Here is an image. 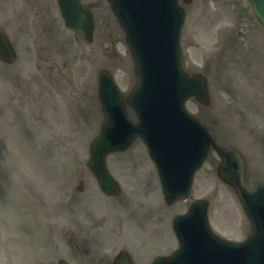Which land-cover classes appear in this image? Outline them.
<instances>
[{
  "label": "rangeland",
  "instance_id": "1",
  "mask_svg": "<svg viewBox=\"0 0 264 264\" xmlns=\"http://www.w3.org/2000/svg\"><path fill=\"white\" fill-rule=\"evenodd\" d=\"M85 1L101 4L100 9H96L97 33L93 45L85 44L74 34L63 29L55 7L53 31L49 38L41 37L54 39L57 34L61 39L67 40L72 68L70 76L77 79L81 76L90 77L81 105L84 125L81 122H74L75 125L71 123L70 133L68 132L66 138H61L64 133L61 126L51 124L52 126L47 127L38 124L37 121L41 117L35 116L36 102L31 98L32 76L23 77L31 58L37 53L36 47H32L37 38V31L20 25L11 29L13 40L20 48V60L13 67L12 72L17 70L18 80L10 82L4 108L6 140L2 138L4 123L0 106V161L5 170L0 174L7 173L9 178H2L9 185L0 187V264H38L39 258L42 259L41 264H55L56 258L61 255L59 252L71 258L77 247L82 249L80 241L84 239L75 238L68 231L81 232L85 230L86 225L94 223L101 226L102 219L106 220L107 226L112 227L114 231H106L107 234L98 231V240L102 247L112 246L111 253L114 249L130 246L135 240L141 239L142 234L145 236L148 232L163 231L168 234L169 231L170 234L163 222L164 219L169 221V217L159 215L161 219L151 216L146 219L147 209L141 205L144 201L140 199L141 192L137 190L142 184L139 182L141 172L145 177L149 174L153 180L150 184L149 178L143 190L144 198L145 192L148 195L145 199L148 209L157 211L160 208L158 202L161 200L142 142L137 141L128 152L114 154L109 160L111 169L122 184L123 192L116 199H107L99 192L92 174L85 166L89 159V141L98 134L103 119L97 98L99 70H111L124 93H128L135 82L133 62L125 45L124 34L105 1ZM211 5L213 15L209 11ZM218 8L225 12L224 18H218ZM186 10L183 50L187 69L205 66L209 60L206 52L213 41L217 50L218 46L221 48L218 55L222 52L225 55L223 59L219 57V61L217 62V58L212 64L209 77L213 84L214 104H219L214 108V112L213 107L210 111L216 119L217 113L225 110L228 120L226 126L223 127L218 121L215 124L209 108H202L196 102H191L189 108L213 125L217 134L224 137L221 139L223 143L241 148L249 161L251 184L264 181V170L260 167V164L264 166V139L257 138L260 136L257 128L262 130L259 126L261 122L258 121L264 119V105L256 107L262 119L254 109L258 103H264L259 101V98L264 97V33L252 18L246 0H194ZM227 27L228 41L225 42L227 44L224 49V37H216V34ZM55 45L48 48L45 41H42L41 46H46L43 53L62 55L60 45ZM56 51H59V54H56ZM95 54H98L97 58ZM76 58L80 60L77 64ZM229 84L232 85V91L228 88ZM41 86L46 87L49 95L52 94L51 88L45 82ZM1 87L0 83V89ZM241 92H247L246 101L239 105V102L244 101L240 97ZM43 93H46V90ZM233 93L235 97L232 96ZM231 100H236V104L229 103ZM49 104H53L52 98H49ZM243 108L246 109V115ZM228 123L234 130L233 134L228 128ZM33 128H38L43 136L38 139L32 137ZM249 128L253 130L246 133ZM51 131L54 132L52 138ZM2 146L5 147V152ZM13 150L16 151L13 153ZM215 164L216 158L211 154L203 171L196 178L191 196L194 199L203 194L209 195L213 199L214 210L220 208L222 203L235 204L236 200L232 192L217 179ZM79 184L84 187L82 191L76 189ZM99 194L104 199L100 198ZM111 204H114L112 211L109 210ZM38 205L42 212L36 214ZM186 207V202L178 203L175 209L170 211V215L183 212ZM45 210L47 213H44ZM21 214L24 215L20 216ZM245 225L248 229L246 220ZM45 230H51L48 239L44 238ZM151 246V242L145 245L147 249Z\"/></svg>",
  "mask_w": 264,
  "mask_h": 264
},
{
  "label": "water",
  "instance_id": "2",
  "mask_svg": "<svg viewBox=\"0 0 264 264\" xmlns=\"http://www.w3.org/2000/svg\"><path fill=\"white\" fill-rule=\"evenodd\" d=\"M148 1H149V7L143 13L135 10V14H133V16L130 15V13H132L130 11V9L132 8V5H133V2H131V8H129V13L127 14V20H126L125 17L122 18V15H125V14L122 12L120 0H117V1L115 0V6L117 5V8H115V12H116V14L118 13L121 21L125 23L124 27L126 28V30L128 32L129 42L131 43V45L136 50H137L138 46H137L134 39H135V35H137L139 29L134 27L131 24V22H133V20H136V21H139L141 23V20L143 18H145V14L150 16V14L154 11L153 10V4H155L156 2L159 3V7L157 8L158 9V17L157 18H159V13L162 11V8H163L162 7L163 4L161 3V0H148ZM141 2H142V0H137V4L140 3L139 8H141ZM175 3H178L177 0H170V5H171L172 9L174 7V11L177 12V10L175 8ZM137 4H135V5L137 6ZM258 5H259L258 10L260 12L259 17H260L261 22L264 25L263 0H258ZM146 6H147V0H146ZM156 12H154V13H156ZM78 14H79V11H78ZM78 14H76V19H78ZM149 16H146V17H148V19H147L148 21H149ZM129 19H131V22H129ZM174 21H176V16H174ZM156 24H157V19H156ZM173 24H175V23H173ZM156 28L157 29L160 28L159 30H161L163 28V26L160 25V22H158ZM133 36H134V38H133ZM7 52H8L7 49L4 48L3 42L1 41V35H0V56L4 57ZM110 78L111 77L107 76V79L105 78L104 81H105V88L109 84V88H107L108 89L107 94H105V100L107 101V99H108L107 95H108V92H110V94H111V102L110 103L111 104H109V103L107 104V111H108V113L111 114L115 111V109L119 110V105H118L119 102L117 100L115 92L113 91L112 87L110 86V84H111V82H109ZM115 89H116V87H115ZM105 100H103V101H105ZM122 107H123V110H125L123 105H122ZM107 117H108V114L106 115V118ZM114 126L115 125H111L110 127L113 128ZM104 133L107 134V129L104 130ZM102 138H105V135H104V137H100V139L97 141V142H99V144L94 143L92 148H93V150H96V152H99L100 154L104 153L103 158H105V155L109 151H111L112 147L110 146V142H108L106 140H101ZM112 139H113V136H111V141H112ZM198 146H199V142H197L195 140H191V146H189V152L186 153L187 158H185V164H183L184 170H186L187 168L189 169V166H190L192 161H197L200 159L201 156L203 157V154L205 153L206 148L202 149V148H198ZM214 149H217L219 152L222 153V157L226 163L225 174L228 176L229 181L236 187V189H237L239 195L241 196L242 200L246 201L245 200L246 197L248 195H251V193L256 194L257 196H260V193H261L263 196V199H264V188H263V190H260L259 192H256V193L249 191L244 186V183L242 181V171L239 170L238 172L235 173L234 165H232L231 162H236L235 156H237V155L234 152L228 151L225 149H218L217 147H214ZM96 162H99V160L97 159ZM100 172H101V174H103L105 176L104 169L100 168Z\"/></svg>",
  "mask_w": 264,
  "mask_h": 264
}]
</instances>
